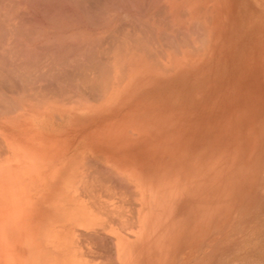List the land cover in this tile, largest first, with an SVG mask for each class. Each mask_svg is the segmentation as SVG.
I'll return each mask as SVG.
<instances>
[{
  "label": "rangeland",
  "instance_id": "obj_1",
  "mask_svg": "<svg viewBox=\"0 0 264 264\" xmlns=\"http://www.w3.org/2000/svg\"><path fill=\"white\" fill-rule=\"evenodd\" d=\"M0 137L39 254L264 264V0H0Z\"/></svg>",
  "mask_w": 264,
  "mask_h": 264
},
{
  "label": "bare ground",
  "instance_id": "obj_2",
  "mask_svg": "<svg viewBox=\"0 0 264 264\" xmlns=\"http://www.w3.org/2000/svg\"><path fill=\"white\" fill-rule=\"evenodd\" d=\"M155 11H157V10H155ZM159 11H157V12H159ZM157 12L155 15H152V16L153 17L157 16V14H158ZM161 13H160V15L159 14L158 15L161 16L162 15ZM153 17H151V18L153 19ZM152 19H151V22H152ZM156 19H157V17H156ZM162 20H165V19H162ZM159 21H160V19H159ZM162 22H160V23L164 24ZM154 23H155V20H154ZM160 23L158 22L157 24H160ZM152 27H154V26H152ZM151 31H153V30H151ZM161 31H163V30H161ZM137 32H138V30H137ZM127 34H129V33H127ZM132 34H134V33H132ZM134 35H137V34H134ZM167 35H169V34H167ZM160 36H159V38H160ZM140 38H142V37H140ZM135 46L137 47V45H135ZM135 46H133L134 49L136 48ZM137 49H139V48H137ZM114 63H117V61H115ZM113 65H115V64H113ZM120 70H121V68L119 69V72H120ZM112 81H113V78H112ZM101 89H102V87H101ZM99 94H100V92H99ZM2 118H4V117H2ZM1 142H3V144L0 146H4V141H2L1 137H0V144H1ZM4 148L5 147L0 149V151L2 150L3 154L5 152V150L3 152ZM8 148L10 150V148H12V146L8 145ZM13 151H14L15 155L19 154V152H20V151H18L17 148H13ZM2 153L0 152V156L1 155L3 156ZM1 157H0V264H60V260L62 257L59 259V261H57L58 258H56V257H49L50 251L48 252V250H47L48 246L47 245L45 246V248H47L46 249L47 251L45 250L48 253L47 255L44 252L42 253L43 255L38 253L39 248L37 245H41V243L39 244V242L36 241V238H37L35 236L36 234L34 235L33 233H31V232L29 233L26 230V223L24 221L23 206L21 205L22 197H23L22 196V192H23L22 191V188H23L22 179L23 178H22V172H21V165H20L19 161L16 162L15 164L11 165L7 161L6 156H3L2 158ZM79 214H80V212H79ZM29 237H31L33 239V240L31 239L32 241H30V242L28 241ZM63 246H64V244H63ZM53 249H54V247H53ZM62 255H63V253H62ZM68 261H69V259H68ZM67 263H69V262H66V260L64 259L61 264H67Z\"/></svg>",
  "mask_w": 264,
  "mask_h": 264
}]
</instances>
